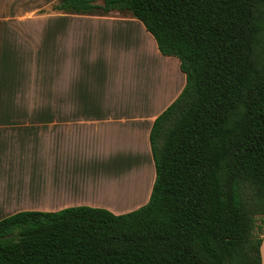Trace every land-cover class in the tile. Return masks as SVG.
Masks as SVG:
<instances>
[{
	"label": "trees",
	"instance_id": "1",
	"mask_svg": "<svg viewBox=\"0 0 264 264\" xmlns=\"http://www.w3.org/2000/svg\"><path fill=\"white\" fill-rule=\"evenodd\" d=\"M54 12L138 20L185 75L154 121L148 202L0 221V264H261L264 0H59Z\"/></svg>",
	"mask_w": 264,
	"mask_h": 264
},
{
	"label": "crops",
	"instance_id": "2",
	"mask_svg": "<svg viewBox=\"0 0 264 264\" xmlns=\"http://www.w3.org/2000/svg\"><path fill=\"white\" fill-rule=\"evenodd\" d=\"M58 1L0 0V221L145 205L152 125L185 87L138 20L62 14Z\"/></svg>",
	"mask_w": 264,
	"mask_h": 264
},
{
	"label": "rangeland",
	"instance_id": "3",
	"mask_svg": "<svg viewBox=\"0 0 264 264\" xmlns=\"http://www.w3.org/2000/svg\"><path fill=\"white\" fill-rule=\"evenodd\" d=\"M53 11V10H52Z\"/></svg>",
	"mask_w": 264,
	"mask_h": 264
}]
</instances>
